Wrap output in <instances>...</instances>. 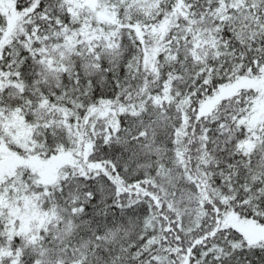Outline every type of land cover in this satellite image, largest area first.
I'll list each match as a JSON object with an SVG mask.
<instances>
[{
    "label": "snow or ice",
    "instance_id": "obj_1",
    "mask_svg": "<svg viewBox=\"0 0 264 264\" xmlns=\"http://www.w3.org/2000/svg\"><path fill=\"white\" fill-rule=\"evenodd\" d=\"M0 264H264V0H0Z\"/></svg>",
    "mask_w": 264,
    "mask_h": 264
}]
</instances>
